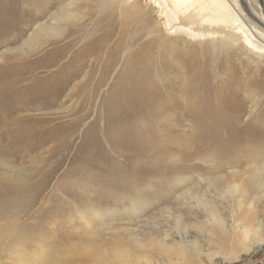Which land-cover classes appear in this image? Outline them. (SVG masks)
I'll return each mask as SVG.
<instances>
[{
  "label": "rangeland",
  "instance_id": "1",
  "mask_svg": "<svg viewBox=\"0 0 264 264\" xmlns=\"http://www.w3.org/2000/svg\"><path fill=\"white\" fill-rule=\"evenodd\" d=\"M113 1H32L34 18L26 14L30 10L22 8L25 15L19 23L0 36V72L9 65L28 64L38 76L59 75L60 68L77 59L81 50L96 47L108 32L110 21L117 18ZM151 15L156 16L155 12ZM4 21L6 26L12 23ZM152 26L143 30L146 35L135 26L128 29L129 33H142V41H146L161 36L162 31L157 33L161 29ZM134 34L124 39L133 41ZM68 43L71 49L62 52L54 66L37 62L45 53ZM174 44L167 43L173 49H166L176 61L185 45ZM187 46L189 53L200 60L205 55L211 65L225 56L220 48L213 52L211 46ZM110 48H102L78 69L82 74L62 94L65 107L49 109L55 119L52 126L82 117L75 134L60 136L59 143L50 139L44 144H22L26 147L0 146V227L7 230L0 232V264H25L17 257L27 250L45 255L41 258L39 254L32 264H264V144L250 142L249 132L239 129L235 135L243 140L230 143L215 112L209 118H199L198 125L185 120L183 128L173 129L172 140L162 129V118L122 123L130 116L97 113L123 65L135 53L124 51L111 76L95 92L110 62ZM247 57L243 77L256 86L264 78V55ZM215 64L214 82L218 77ZM73 67L78 68L75 62ZM260 86L259 91L248 93L250 100L242 93L241 116V124L259 125L258 137L264 136V120L258 124L264 116V81ZM84 98L86 110L77 115ZM66 139L71 143L70 152H63L65 164L53 174ZM98 159L107 164L97 165L93 172L71 163ZM122 160L130 161L129 169ZM79 171L86 179L82 188L72 187L81 179L74 173ZM75 194L82 195V200L67 207ZM20 197L25 201L20 202ZM81 201L96 204L87 209ZM15 242L25 245L24 250L15 248Z\"/></svg>",
  "mask_w": 264,
  "mask_h": 264
},
{
  "label": "bare ground",
  "instance_id": "2",
  "mask_svg": "<svg viewBox=\"0 0 264 264\" xmlns=\"http://www.w3.org/2000/svg\"><path fill=\"white\" fill-rule=\"evenodd\" d=\"M32 1L34 0H0L1 37L7 35L8 29L13 28L10 26H16L20 18L25 15L22 8L30 10L26 14L32 15ZM113 3L115 5L113 12L117 14V18H112L110 21L108 32L101 37L96 47L81 50L77 59L72 58L70 60L72 63L68 61L67 67L60 68L57 71L59 75H55V77L38 76L37 71L28 64L9 65L0 72V130H2L0 146L9 144L14 147H26L22 144H44L50 139L51 142L54 140L59 143L60 136L75 134L83 123L82 117L52 126L51 123L55 119L49 109L65 107L66 103L61 100L62 94L71 87L74 79L82 74L78 69H83L89 58H93L95 53L107 47L112 49L110 62L102 71L101 78L94 87L95 92L102 87L103 81L111 76L112 70L124 55V51L135 50V53L123 65L113 89L106 95V102L100 109H97V113L102 112L108 115L118 113L130 116L128 119L122 120V123L131 121L138 124L146 118L148 120L162 118L164 120H162V129L170 133L169 138L172 140L174 139L173 129L183 128L185 120L189 121V124L198 125L199 118H209L212 116V112H215L223 122L220 127L221 131L228 135L230 143L243 140L235 135L239 129L249 132L250 142L258 140L260 144H264V136L258 137L256 134L259 125L255 127L249 122L241 124L245 99L242 93L246 92L248 99V93L262 89L260 84L264 81L262 78L254 86L243 77L244 61L249 59L247 56L262 58L264 55V0H114ZM152 12H155L156 16L151 15ZM72 17L71 15L69 18ZM4 20L12 22L7 25L8 28H5L7 26ZM118 20L121 21V24ZM151 24L155 25L152 26L155 30L156 28L161 29L157 30V33L162 31L160 32L162 37L158 34V36H154L155 38L142 41L143 30H147ZM130 26L139 28L138 30H141L142 33H129ZM128 34H134L136 39L127 41L124 37ZM144 35L146 34L144 33ZM163 37L167 39V43H175L174 46L179 47L178 42L185 45V47H181L182 55L176 61L170 58L171 55L166 48H173L167 45ZM194 44L211 46L213 52L219 48L224 50L222 51L225 52L223 60L220 59L216 64L213 62L218 74L215 82L211 75L214 64L211 65L205 55L200 60L196 54L189 53L187 45ZM71 46L72 44L68 43L61 48L52 49L42 55L43 59L42 57L38 58L37 62L44 67H52L57 62L56 59L60 58L64 52H68ZM60 50L61 52H59ZM162 52L166 53L169 59L164 54L162 56ZM74 62L78 68L73 67ZM85 74L89 76L87 72ZM92 78L93 76H90L89 80ZM80 91L81 94L84 93L81 88ZM86 103L87 98L86 101L84 98L83 104L78 106L75 114L80 115L85 112ZM88 104L94 105L93 101L89 100ZM263 120L264 116L262 119H258V124ZM239 124L241 125L239 126ZM66 141L63 142L62 153H69L71 149V143L68 139ZM152 149H156L155 145L152 146ZM79 151L80 149H78ZM65 157L66 155L63 153L56 162L53 174L63 166ZM125 161L123 162L125 163ZM71 163L81 170L90 168L89 172H93L92 168L99 164H107L101 159L94 162L80 160L77 163L76 161H71ZM109 163L112 165V162ZM127 163H125L127 165L125 168L129 169L130 161ZM133 165L136 166V164ZM74 173L80 174L81 171ZM99 174L103 173L99 172ZM80 176L81 179L73 180L74 183L71 182L72 187L83 185L86 178L82 174ZM132 182L138 186L135 181ZM132 185L130 187H135ZM13 197H17V194H14ZM82 198V195H73L71 197L73 202H70L67 207L73 206L77 200L80 201ZM23 200L25 201L23 198L19 199L20 202ZM19 201L18 203H20ZM81 202L87 209L96 204L88 201ZM85 203L86 205H84ZM66 210L67 208L64 209V211ZM78 211L81 210L78 209ZM95 215L97 216V214ZM6 231V228L0 227V232ZM14 246L21 250L25 248V245L23 246L20 242H15ZM39 254H41V258L45 256L41 252L27 250L17 258L23 259L25 264H32L35 263L34 259L37 260ZM59 264L62 263L59 261Z\"/></svg>",
  "mask_w": 264,
  "mask_h": 264
}]
</instances>
